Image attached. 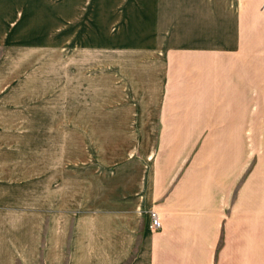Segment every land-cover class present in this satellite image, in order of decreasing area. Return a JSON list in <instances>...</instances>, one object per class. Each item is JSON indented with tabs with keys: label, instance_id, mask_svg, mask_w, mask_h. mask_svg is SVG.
Wrapping results in <instances>:
<instances>
[{
	"label": "rangeland",
	"instance_id": "374dc122",
	"mask_svg": "<svg viewBox=\"0 0 264 264\" xmlns=\"http://www.w3.org/2000/svg\"><path fill=\"white\" fill-rule=\"evenodd\" d=\"M213 3L0 0V181L10 176L0 183L22 187L44 167L50 179L58 169L62 189L80 186L79 216L71 215L65 224L64 254L57 252L60 243L50 241L49 264L138 263L136 169L140 184H147L148 169L159 167L170 151L185 152L172 187L191 193L210 188L209 170L219 162L236 167L226 221H236L242 241L246 232L264 246V46L249 50L254 64L245 70L252 79V113L229 110L226 120L210 121L212 127L188 129L164 127L156 118L165 76L157 59L214 49ZM186 82L194 83V77ZM247 98L240 102L235 95L229 103L244 108ZM177 135L190 140L182 143ZM176 160L170 161L180 163ZM191 170L199 180L185 183L183 176ZM121 207L135 210L133 222L114 212ZM78 229L80 250L74 254ZM49 234L50 239L56 234L55 225L50 224ZM225 241L218 249L220 263Z\"/></svg>",
	"mask_w": 264,
	"mask_h": 264
},
{
	"label": "crops",
	"instance_id": "0c3cea01",
	"mask_svg": "<svg viewBox=\"0 0 264 264\" xmlns=\"http://www.w3.org/2000/svg\"><path fill=\"white\" fill-rule=\"evenodd\" d=\"M213 13V31L218 33L217 42L212 43L214 49L157 59L165 65L164 99L156 117L164 120V127H212L210 121L226 120L225 113L229 110L252 113V79L251 75L247 77L245 70L247 67L251 70L254 64L249 50L264 46V0H214ZM221 32H225L222 38ZM185 75L188 77L184 78ZM192 77L194 83L186 82ZM171 81L175 86L168 87ZM235 95L241 98L240 102L248 97L247 106L229 103V97ZM184 138L183 135L175 136L182 143L190 140ZM194 141L196 139L191 143H196ZM184 153L168 152L162 159L165 162L148 169L147 180H144L147 184H140V170L136 169V264H264L263 241L257 242L256 237L246 232L242 241L235 232L236 221L231 217L226 221L224 210L230 206L236 188V167H232L231 162H224L221 167L219 162L214 171L209 170L212 175L210 188L191 193L182 186L172 187L179 170L175 166L182 165ZM174 157L180 163H172L170 160ZM47 170L42 167L41 175L26 180L22 187L4 185L10 176L1 180L4 184L0 183V264H49L50 241L57 247L60 243L57 252L64 254L65 224L71 215L79 216V209L75 211V208H80V186L73 184L64 190V179L57 173L58 169H55L56 178L52 179ZM193 174L195 170L184 175V182L199 180ZM72 180L75 181L74 177ZM249 185L245 187L249 192L245 199L250 205L253 194ZM202 196L207 200L201 204L197 199ZM121 208L114 212L125 213L127 220L133 222L135 210ZM151 211L157 212L162 221L160 232L153 233L150 229ZM50 224L56 226V234L51 239ZM79 233L78 229L76 243L75 238L72 240L74 254L75 249L80 250ZM222 239L226 241L224 262L220 263L218 249Z\"/></svg>",
	"mask_w": 264,
	"mask_h": 264
},
{
	"label": "built area",
	"instance_id": "2783aa9c",
	"mask_svg": "<svg viewBox=\"0 0 264 264\" xmlns=\"http://www.w3.org/2000/svg\"><path fill=\"white\" fill-rule=\"evenodd\" d=\"M151 223H150V229L153 232H157L161 229H163L162 222L160 220L159 215L156 212H152L150 215Z\"/></svg>",
	"mask_w": 264,
	"mask_h": 264
},
{
	"label": "bare ground",
	"instance_id": "6f19581e",
	"mask_svg": "<svg viewBox=\"0 0 264 264\" xmlns=\"http://www.w3.org/2000/svg\"><path fill=\"white\" fill-rule=\"evenodd\" d=\"M152 212H155V211H152ZM157 213V212H156ZM158 214V213H157ZM161 220V219H160ZM162 222V221H161Z\"/></svg>",
	"mask_w": 264,
	"mask_h": 264
}]
</instances>
